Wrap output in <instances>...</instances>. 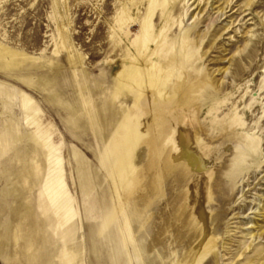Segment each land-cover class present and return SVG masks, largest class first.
Returning <instances> with one entry per match:
<instances>
[{"label": "rangeland", "instance_id": "1", "mask_svg": "<svg viewBox=\"0 0 264 264\" xmlns=\"http://www.w3.org/2000/svg\"><path fill=\"white\" fill-rule=\"evenodd\" d=\"M166 1L152 17L155 31L145 36L151 0H0V49L34 58L13 66L12 59L0 58V264L10 262L12 210L22 200L16 189L28 201L61 197L43 222L44 252L53 264L63 254V219L55 221L63 211L74 242L83 247V264H173L193 247L188 231L169 221L175 210L170 179L159 198L151 195L149 209L134 217L132 237L121 223L134 203L114 189L115 133L126 136L127 115L112 100L132 105L130 90L141 88L125 77L118 84V74L133 57L142 58L138 36L171 39L188 23L186 0ZM203 1L206 11L190 36L203 58L198 68L180 69L193 83L215 86L190 92L184 110L200 107L198 128L209 133L199 148L209 153L203 158L211 181L219 179L214 189L222 196L217 221L223 243L200 264H264V0H233L230 17L218 10L230 0ZM154 102L145 106L151 118ZM147 138L128 141L120 159L131 155L141 165ZM53 161L57 172L51 178ZM23 169H35L36 178L27 182ZM139 185L135 195L143 208Z\"/></svg>", "mask_w": 264, "mask_h": 264}, {"label": "bare ground", "instance_id": "2", "mask_svg": "<svg viewBox=\"0 0 264 264\" xmlns=\"http://www.w3.org/2000/svg\"><path fill=\"white\" fill-rule=\"evenodd\" d=\"M165 1L151 0L148 15L144 21V33L142 32L145 36L147 33L152 35L155 31L152 17L155 9L158 6H163ZM203 3V0L185 1L184 17H188V23L186 22L187 24L184 25L178 36L168 39L169 37L162 34L158 39L151 40L148 35V37L143 36L144 40L142 41L138 40L140 38L138 36L135 41L138 45L136 48L142 58L136 56L132 58L130 65L126 66L129 68H124L122 74H118V84H121L125 77L128 84L141 82V88L138 91L134 88L130 90L131 94L128 100L133 102V107L125 104V101H118L117 97H113L112 100L114 103L118 102L117 106L121 114L127 115L126 136L121 137V131L115 133L114 144L117 148L118 161L114 170V189L121 194L125 203H134L132 215L128 213L126 225L121 223V226H126L127 234L132 237L134 217H141L140 210L147 209L151 205V195L153 198V195L158 197L159 194H162L166 190L165 187L167 188L166 180L170 179L174 187L172 201L175 210L169 221L171 220L174 225L182 226L188 231L189 243L192 240L191 246H193L186 252L182 260L174 261L173 264H200L207 255L221 248L223 243V233L219 228L220 220L217 221L220 212L219 202H221L222 196L220 198L219 195L216 196L215 192L219 189H214V186L217 185L215 183H219V179L216 182L211 181L212 172H210L211 169H207L210 164L208 161L206 163L203 158L206 152H201L202 149L199 148V146H204L202 141L207 138L209 133L204 128L201 130L198 128L197 115L200 113V107L194 112L184 110L188 103L185 96L190 92L198 91L201 87L208 88L210 84L214 88L215 86L212 82H207L204 85L193 83L189 76H182L184 72L180 69V67L198 68L200 60L203 58L202 54L198 56L199 50H197L195 39L190 38L191 25L196 21H202L201 17L206 11L203 9V5H205ZM229 7H231V11L233 0H230L227 7L218 10L222 15H227L230 12L228 11ZM227 17L230 16L227 15ZM3 56L12 59L9 63L12 66L17 65V61L23 64L28 60H34L33 57L6 46L0 49V58ZM229 68H226V71ZM170 78L172 79L168 86L167 82ZM181 79H183L182 83L179 82ZM151 91L154 94L152 98L150 97ZM179 95H183L185 98L180 99ZM153 102L157 103V108L155 116L151 118L145 110V106H150ZM87 106L89 105L87 104ZM117 112L115 111L114 116H117ZM40 127L44 134H50V129ZM143 134L148 136L143 147L144 149L148 148V155L144 153L142 156L143 163L138 166L140 161L131 159V155L129 159L124 157L120 159V155L124 156L128 149L127 142L134 145ZM208 154L206 153V155ZM42 165L37 164L40 167ZM48 167L50 168L49 176L52 178L57 172L56 161L50 162ZM139 167L141 168L137 171ZM30 171L27 173L26 169L21 170V177L27 182V179L31 180L37 175L35 169ZM140 183H142L141 189L145 194L142 202L143 208L140 207L139 200L135 195L139 192ZM31 188L33 189L34 186ZM60 190L61 188H58V192ZM171 191L173 193L172 187ZM16 193L22 200L16 202L12 210L14 227L11 232L12 251L9 264H53L44 252L46 246L42 242L45 238L43 222L52 218L48 213L55 204L59 203L61 197L56 196L54 201L48 202L42 200L41 197L35 198V201L33 198L28 201L23 197V190L16 189ZM220 193L222 195V192ZM64 198L63 196V201ZM38 207L41 208L40 215L37 214ZM67 214L66 211H63V218L55 219L56 222L63 219V254L58 255V259L60 264H83L84 250L74 242L75 233L69 231ZM39 218L41 219L39 220ZM1 250H3V245L0 241Z\"/></svg>", "mask_w": 264, "mask_h": 264}]
</instances>
